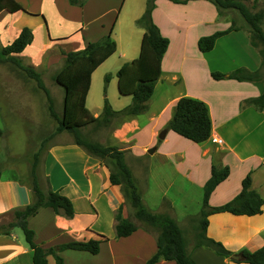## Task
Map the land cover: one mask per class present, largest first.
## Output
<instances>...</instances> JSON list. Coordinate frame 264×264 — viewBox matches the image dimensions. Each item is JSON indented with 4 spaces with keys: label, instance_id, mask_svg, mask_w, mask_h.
I'll return each mask as SVG.
<instances>
[{
    "label": "crops",
    "instance_id": "obj_1",
    "mask_svg": "<svg viewBox=\"0 0 264 264\" xmlns=\"http://www.w3.org/2000/svg\"><path fill=\"white\" fill-rule=\"evenodd\" d=\"M15 1L26 12H0V46L13 42L23 27L29 28L32 41L16 57L35 70L43 59L48 64L60 62L64 58L62 52L83 50L89 43L101 41L107 36L115 42L114 54L122 59L121 66L139 55L140 48L137 56H133L137 51L134 41L124 46L120 44L121 25L117 24L120 22V9L124 0H85L82 6L71 5L69 0ZM145 9H139V14L131 15L129 23L133 26L130 25L131 29L127 31L133 34L135 31L132 27L138 30L140 46L145 30L137 21ZM151 18L169 42L161 60V75L154 90L161 82L167 88L161 92L163 101L153 109L148 105L145 116L138 118L140 125L136 126L131 138L137 135L142 138L144 135L149 145L160 141L155 151L148 154L144 188L147 191L152 188L151 185H155L154 188L159 187L162 192L161 199H157L154 204V212L161 210V202L167 195L165 193L170 190L180 195V198L197 193L194 195L195 201L201 209L204 185L210 177L212 166L228 167L229 170L227 178L208 197V205L212 207L231 201L240 192L242 180L249 175L251 189L263 200L262 213L254 216H237L226 212L213 214L208 218L206 233L233 253L242 249L255 251L264 246V109L259 110L247 101L264 93V85L257 80L237 81L227 78L239 68L252 71L246 63L224 66L220 58L209 62L206 54L215 52L225 35L217 38L212 50L204 53L199 51L197 42L201 37L231 27V21L219 18L211 2L189 0L182 4L171 0H155ZM214 72L224 74L225 77L215 80L211 77ZM181 97H191L206 104L211 131L205 142L194 143L167 128L174 105ZM97 108L91 113L95 117L101 114L103 105L99 104ZM162 130H166L165 135L163 139H158ZM82 171L86 174L87 187L85 190L83 187H71L74 197H67H70L72 203L73 200L84 199L90 208L79 209L73 203L75 213L72 218L60 216L48 207L39 208L35 215L27 218V226L34 232L35 243L47 251L70 241L98 239L101 242L97 254L66 249L58 252V256L63 264H145L157 250L156 235L138 225L129 236L116 237L115 214L121 205L122 216L130 219L119 187H98L95 195L106 198L112 217L108 232L96 227L99 213L93 207L95 199L91 200L92 203L90 201L95 169L87 166ZM41 189L54 191L52 187ZM59 189H67L70 193L69 187ZM190 190H193V194ZM64 193L66 196L67 192ZM145 197L146 194L142 195V200L147 205ZM32 202L33 192L27 184L19 182L18 178L3 179L0 175V219ZM169 202L176 216L179 210L175 213L174 198L170 197ZM190 257L195 264H246L233 263L204 246L193 248ZM31 263L32 252L28 245L12 230L6 235L0 233V264ZM47 264H56L53 255L47 256ZM155 264L176 263L161 260Z\"/></svg>",
    "mask_w": 264,
    "mask_h": 264
},
{
    "label": "trees",
    "instance_id": "obj_2",
    "mask_svg": "<svg viewBox=\"0 0 264 264\" xmlns=\"http://www.w3.org/2000/svg\"><path fill=\"white\" fill-rule=\"evenodd\" d=\"M85 0H69L71 5L82 6ZM155 0H148L145 12L137 21L144 28L138 57L129 63L123 64L117 71V89L121 95L131 96L129 105L121 110H113L106 98L99 116L94 117L86 107V96L90 87L91 75L95 69L111 56L116 49L115 42L107 36L105 39L89 43L83 50L68 52L64 55L61 68L54 76L55 82L63 89V108L61 117L57 118L52 106L49 104L51 116L57 119L56 132L65 131L73 135L74 144L81 148L89 156L98 159L108 170V182L113 186H120L124 200L128 201L133 210L136 221L149 232L156 235V252L145 264H155L158 261H174L176 264H195L190 257V251L198 246H204L215 254L228 258L233 263L264 264V246L255 251L246 249L233 253L221 242L207 236L208 218L217 213H230L232 215L254 216L262 213L263 200L261 196L250 187V176L247 175L241 182L240 192L228 203L220 206H209L208 197L215 187L225 180L229 174L228 167H211L209 179L204 185L202 207L196 216H190L192 220V241L184 235L178 225L172 206L163 199L159 212L150 211L142 200V191L136 186V182L125 160L124 151L113 146H105L96 141L87 140L81 129L91 124L94 129L109 126L116 118L137 117L148 109V101L151 98L156 82L161 75V60L168 46V39L163 37L157 26L153 23L151 12ZM175 3H186L189 0H171ZM211 2L218 14L222 9L237 10L251 28L253 38L264 42V34L259 27L261 14H252L241 0H205ZM14 13L26 12L15 0H0V12ZM217 31L211 35L201 37L197 42L200 52H208L214 47L217 38L224 36L231 29ZM32 32L23 27L18 37L9 45L0 46V64L15 65L21 72L36 81L39 88L44 90L39 73L32 67L22 64L16 57L32 41ZM253 42V41H252ZM254 44V43H253ZM211 77L220 80L224 74L214 72ZM227 78L237 81L258 80L257 71H248L239 68L231 72ZM105 83L109 81L106 75ZM247 103L257 109H264V93L250 99ZM167 128L179 136L194 143L205 142L211 131V122L206 104L191 97H181L174 105L173 114L167 124ZM38 153L34 159L37 160ZM31 169L32 182L29 185L33 192L32 204L13 211L15 222L3 234H8L14 227H19L24 235L25 242L32 252L31 264H47V256L53 255L56 264H63L58 252L66 249L86 251L97 254L101 240L89 239L87 241H70L44 251L34 241V232L27 226V218L35 215L39 208H51L56 214L65 218H72L75 210L72 201L59 191H44L39 187L36 177V165ZM22 183V182H21ZM115 235L117 238L127 237L138 227V224L122 216V205L115 214ZM238 255V259L231 258Z\"/></svg>",
    "mask_w": 264,
    "mask_h": 264
},
{
    "label": "rangeland",
    "instance_id": "obj_3",
    "mask_svg": "<svg viewBox=\"0 0 264 264\" xmlns=\"http://www.w3.org/2000/svg\"><path fill=\"white\" fill-rule=\"evenodd\" d=\"M241 1L250 13L261 14L259 27L264 34V0ZM122 4L120 22L117 24V26L121 25L119 26L121 28L120 44L124 46L126 43H133L134 41L137 51L133 53V56H137L140 48V34L135 27H132L135 31L133 34L127 32L131 29L129 20L131 15L139 14V9L141 11L144 7L146 8L148 0H124ZM219 18L231 21L234 28L220 40L221 42L215 48V52L206 54V58L209 62L220 58L224 66L234 63L237 66L246 63L247 66L252 68V71H257V81L264 85V42L253 38L250 26L237 10L222 9ZM128 48L131 47L128 46ZM121 60L113 53L103 65L97 67L98 69L93 72L86 97V107L91 113L98 110L97 106L99 104L103 105L104 98L115 110H120L131 102V96L121 95L117 89L116 71L122 64ZM21 62L26 64L24 61ZM62 63L63 59L60 62L50 64L43 59L40 63L36 71L40 75L44 90L39 88L36 81L21 72L15 65L0 64V175L3 179L18 178L19 182L29 186L32 182L31 169L33 163L37 162L36 177L39 187H52L54 191H59L63 195L64 192H67L69 195L66 193V196L74 197V193L70 191L71 187H83L84 190L87 187L86 174L82 171L83 168L87 166L94 167L95 175L91 184L93 194L90 201L95 199L93 207L99 213L96 227L108 232L112 217L110 206L105 197H97L95 194L98 187H119L122 194L121 188L109 184L107 168L98 159L89 156L76 146L72 134L65 131L56 132L57 119L52 117L49 112L50 104L56 117H61L64 93L61 86L55 82L54 76L61 68ZM106 75L109 76L107 83L104 80ZM166 88L165 83H158L148 101L151 109L163 101L161 100V92ZM174 90H171V92ZM144 114L146 112L137 119L136 117L129 119L116 118L112 120L109 126H102L98 129H94L91 124H88L81 129V134L89 141H96L105 146H113L120 151H124L125 160L136 186L143 192L142 195L145 196L146 194V206L154 212L156 210L154 204L162 196V192L159 187L154 188L155 185H151L152 188L147 191L144 189L149 156L147 150L155 147L160 141L157 140L149 145L144 135L142 138L138 135L135 136L136 138H131L135 129H137L136 126L140 125L139 119L143 118ZM37 153V160H35L34 157ZM99 164L100 166H97ZM61 187H69L70 193L67 189L66 191L58 190ZM167 192L164 200L169 202L170 197L174 198L176 203L175 213L177 209L179 210V214L176 213L178 217L174 216L185 237L191 242L193 222L188 218L198 215L200 211L194 196L197 193L193 194V190H190L189 192L193 195H190V197L184 195L183 198H180V195H175L172 190ZM124 202L128 217L134 221L131 206L128 201L124 200ZM73 203L79 209L90 208L89 203L84 199L73 200ZM177 219H179V222ZM14 222L13 212L4 215L0 219V233L8 230L10 224ZM135 223L140 225L136 220ZM12 231L27 245L23 232L19 227H14Z\"/></svg>",
    "mask_w": 264,
    "mask_h": 264
},
{
    "label": "water",
    "instance_id": "obj_4",
    "mask_svg": "<svg viewBox=\"0 0 264 264\" xmlns=\"http://www.w3.org/2000/svg\"><path fill=\"white\" fill-rule=\"evenodd\" d=\"M165 132H166V130H162V131L159 133V135H158V139H163V137H164V135H165ZM154 151H155V147H153V148H151V149H148V150H147V153H148V154H152ZM231 258L234 259V260H237L239 257H238V255H232Z\"/></svg>",
    "mask_w": 264,
    "mask_h": 264
},
{
    "label": "built area",
    "instance_id": "obj_5",
    "mask_svg": "<svg viewBox=\"0 0 264 264\" xmlns=\"http://www.w3.org/2000/svg\"><path fill=\"white\" fill-rule=\"evenodd\" d=\"M216 141V140H215ZM217 142H220V141H217Z\"/></svg>",
    "mask_w": 264,
    "mask_h": 264
}]
</instances>
